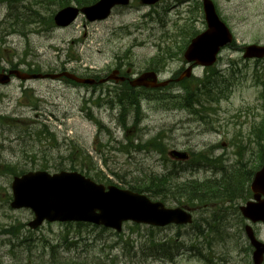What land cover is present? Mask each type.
<instances>
[{
	"label": "rangeland",
	"instance_id": "rangeland-1",
	"mask_svg": "<svg viewBox=\"0 0 264 264\" xmlns=\"http://www.w3.org/2000/svg\"><path fill=\"white\" fill-rule=\"evenodd\" d=\"M130 1V7L114 11L106 21L89 24L80 15L69 27L56 28L47 22L60 9L57 3L14 0L10 9L0 0V68L66 71L96 80L119 68L130 69L132 76L154 69L163 80L176 78L184 70L182 52L190 37L206 29L197 2L163 0L148 7ZM212 1L234 39L216 65L194 69L193 78L183 83L197 90L201 107L193 99L189 103L197 113L178 103L183 95L178 85L159 92L140 89V118L128 112L123 129L114 100L118 85L12 80L0 86V264H51L56 257L86 264H252L244 226L264 242V225L240 215L239 207L251 197L199 209L189 226L149 230L126 223L120 233L69 223L30 230L32 213L9 207L13 175L27 172L55 174L75 165L85 168L84 174L88 170L93 181L97 175L109 182L98 184L127 190L148 175L206 180L220 178L224 169L255 173L260 168L264 139L256 128L264 130V60H243L237 49L264 46V0ZM208 74L210 97L217 101L197 88ZM151 141L157 149L137 148ZM171 150L216 162L173 165L166 157ZM77 151L82 160L75 158ZM165 205L180 207L176 199ZM162 244L172 248L171 258L157 252Z\"/></svg>",
	"mask_w": 264,
	"mask_h": 264
},
{
	"label": "water",
	"instance_id": "water-1",
	"mask_svg": "<svg viewBox=\"0 0 264 264\" xmlns=\"http://www.w3.org/2000/svg\"><path fill=\"white\" fill-rule=\"evenodd\" d=\"M158 0H142L144 4L154 5ZM129 0H99L95 4L77 9L67 6L55 13L53 24L58 28L70 26L81 14L88 23L108 18L115 6H125ZM207 30L190 42L184 53L186 62H196L206 67L216 62L220 48L232 40L227 27L217 17L214 6L209 0L203 3ZM244 59H262L264 46L249 45L243 48ZM191 69H186L185 76H191ZM112 76L99 80V84L113 80ZM10 76L20 81L67 78L76 83L83 81L73 74H27L20 71L0 74V85H6ZM115 81H123V78ZM92 84V81H86ZM169 82H157L153 72H145L129 82L131 87L164 88ZM169 156L186 160L184 153L171 151ZM12 202L10 208L29 209L33 220L30 229L40 227L43 222L86 223L120 232L122 223L132 222L149 226H163L169 223L186 225L192 222L190 209H165L160 202H152L146 196L114 186L98 185L76 172H60L50 175L46 172H29L14 178L11 184ZM252 200L239 207L241 216L252 224L264 225V165L254 174L250 185ZM252 252V264H261L264 259V243L260 242L251 226L244 227Z\"/></svg>",
	"mask_w": 264,
	"mask_h": 264
},
{
	"label": "trees",
	"instance_id": "trees-1",
	"mask_svg": "<svg viewBox=\"0 0 264 264\" xmlns=\"http://www.w3.org/2000/svg\"><path fill=\"white\" fill-rule=\"evenodd\" d=\"M10 9L13 6L14 0H5ZM26 1V0H24ZM49 3H57L60 8L69 5L70 3H75L78 6H86L90 5L97 0H42ZM14 7V6H13ZM22 15L20 14V17ZM21 21V19L19 20ZM52 17L48 19L47 26L51 27ZM153 63V60H151ZM33 73H37L32 71ZM212 77V76H211ZM211 77H204L208 80V82H203L206 87V91L209 96H213V88ZM200 80V79H199ZM196 80L195 82L199 81ZM206 84V86H205ZM181 89L184 91V96L178 97L177 101L180 105H186L190 103L192 95L194 93L191 92V86H187L185 84H181ZM140 90L132 89L127 85H124V88L121 89L114 96V100L116 104L120 108L119 113V123L123 129L126 128V117L128 112H130L133 117L140 118L141 115V105L140 99L138 98ZM139 149H157L158 145L155 141H151L150 143H146L144 145H140L137 147ZM76 159L81 158V152H76ZM207 161L209 164H214L215 162ZM181 166V165H180ZM83 167L76 168L75 165L71 166L69 171L78 170L80 173L84 174L85 168ZM86 177L89 176V171L87 170L84 174ZM252 171H239V170H227L224 169L220 178H214V180H206V181H197V180H188V181H178L176 178H173L170 173H165L162 175H148L144 176L141 179H136L132 183L128 185V189L132 191H136L139 193L147 194L149 197L159 198L161 201L168 200L171 197L173 200L176 199L179 205H187L190 207H200L204 208L205 206H217L218 204L224 205L225 203H230L235 200L241 199L245 200L251 196V193L247 187L249 180H251ZM94 178L99 183L102 182L99 176L95 175ZM107 181V180H106ZM108 182V181H107ZM109 183V182H108ZM84 224H78L77 226H81ZM153 230V229H150ZM172 248L169 245H159L157 248L158 253H162L164 256L171 258L172 256ZM51 264H86L81 261H74L73 259H65L63 257H56L51 261Z\"/></svg>",
	"mask_w": 264,
	"mask_h": 264
},
{
	"label": "bare ground",
	"instance_id": "bare-ground-1",
	"mask_svg": "<svg viewBox=\"0 0 264 264\" xmlns=\"http://www.w3.org/2000/svg\"><path fill=\"white\" fill-rule=\"evenodd\" d=\"M161 1H163V0H158V1H156V3L159 4ZM139 5H141V6H148V7H151V6L154 7L156 4H154V5H148L147 4L146 5V4H144L142 2V0H139ZM130 6H131V1H129L128 4L125 5L123 8H127V7H130ZM205 32L206 31L202 32L201 34H203ZM232 42H233V39L231 40V42L227 46H224L222 48L229 47L232 44ZM185 50L187 51V47H186ZM253 61H256V60H253ZM216 63L217 62H215L214 64H212L209 67L212 68L214 65H216ZM191 64H192V68L193 69H196V68L206 69L207 68L206 66L197 64L196 62H191ZM19 70L20 69L18 67H15V66L8 68V72H16V71H19ZM151 70H152L151 72H153L156 75V79H157V82H158V80H159L158 73L154 72L153 71L154 69H151ZM113 72L114 71L112 70L111 73L108 76H112L113 75ZM185 72H186V70H183V72L179 76H177L176 78H170V79H167V80L183 84L184 82L191 80L190 76L189 77H186L185 76ZM35 74H37V73H35ZM80 78L83 81V83L81 85H79V86H81V87H89V88L97 87V84H98L99 79L96 80V79H93V78H83V77H80ZM113 78H114L113 80H115L117 78V76L114 75ZM86 81H92L93 83L92 84L86 83ZM203 82L204 81H200L199 82V85L197 86V88L198 87H202V88L206 89V87H203L204 86V83ZM205 82L207 83L208 80L205 79ZM205 86H206V84H205ZM141 89L146 90V91H153V92H155L154 91V88H152V87H142ZM196 92H197V90L195 92H193L194 93V96L192 95L191 99H193V100H195L197 102V107L196 108H199L201 106H200V101H199V99L196 96ZM260 96H262V98L264 99V95L263 94L260 95ZM191 99H189V100H191ZM194 105H196V104L194 103ZM181 107H183V108H185L187 110H190L191 111L190 114L197 113V110H193V107L190 106L189 104H186V105H183V106L181 105ZM259 129L262 130L261 126L259 127ZM262 138L264 139V136H262ZM194 155H196V156H194V158H193L192 155H188L187 160L190 161V162H192V163H194V164H196V165H198L201 162V159H202L200 157H203V155L198 154V153L197 154H194ZM36 172H44V171H36ZM164 208L165 209H168V207L166 205L164 206ZM175 209H180V207H176ZM123 225H124V223H122V227H123ZM169 226H175L176 227L177 225L174 224V223H169V224H166V225H163V226H158V225H156V226H148V228L164 229V228L169 227ZM121 231H122V228H121ZM120 232H117V233H120ZM263 262H264V259H263V261H262L261 264H263Z\"/></svg>",
	"mask_w": 264,
	"mask_h": 264
},
{
	"label": "flooded vegetation",
	"instance_id": "flooded-vegetation-1",
	"mask_svg": "<svg viewBox=\"0 0 264 264\" xmlns=\"http://www.w3.org/2000/svg\"><path fill=\"white\" fill-rule=\"evenodd\" d=\"M196 2H197V6H196V9H198V10H200L201 11V16L203 17V19H204V12H203V0H195ZM118 9H123V8H121V7H114L113 9H112V11H111V15H112V13L114 12V11H116V10H118ZM110 15V16H111ZM110 18V17H109ZM204 22H205V19H204ZM239 49H241V48H239ZM239 49H237V50H239ZM2 71H4V70H2ZM7 71V70H6ZM8 72V71H7Z\"/></svg>",
	"mask_w": 264,
	"mask_h": 264
}]
</instances>
